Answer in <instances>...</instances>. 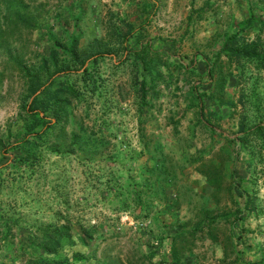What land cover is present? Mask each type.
Masks as SVG:
<instances>
[{"label": "rangeland", "instance_id": "obj_1", "mask_svg": "<svg viewBox=\"0 0 264 264\" xmlns=\"http://www.w3.org/2000/svg\"><path fill=\"white\" fill-rule=\"evenodd\" d=\"M224 1L0 0V264H260L264 71L231 65L209 125L189 100Z\"/></svg>", "mask_w": 264, "mask_h": 264}, {"label": "trees", "instance_id": "obj_2", "mask_svg": "<svg viewBox=\"0 0 264 264\" xmlns=\"http://www.w3.org/2000/svg\"><path fill=\"white\" fill-rule=\"evenodd\" d=\"M262 2V0H260ZM211 0H205L204 3L196 8L191 9L189 15L186 17V20L189 22L191 21V13L194 12L198 16L202 12L206 11V9L211 8ZM262 14L254 15L253 12L250 10L248 16L244 20L239 21H232L230 23L227 22L228 29L222 32V40L220 42L219 49L214 53L213 58L210 60L209 57L206 56L205 52H197L198 55L202 58V60L205 62V73L200 70V72H197V75H203L204 79H206V83L203 86H206L205 89L199 90V84L192 86V90H190V101H193L194 105L198 109L199 114H203L206 117V121L204 118H198V121L203 122L205 121V124H208L207 118H210L212 116L215 117L216 113L219 111L221 113L222 110L228 107H234L232 104V101L230 99H224L221 95L223 93V88L225 86L226 80L228 76L231 74V65L234 67H237L239 70L242 71V78H243V68L244 64L246 63H255L256 70H262L264 71V42L261 40V37L259 34L264 31V11L261 10ZM21 20L23 22H27V19L24 17H21ZM256 24V26H255ZM256 27V29H254ZM250 34L252 36H250ZM73 44L70 43L69 48H72ZM139 48L137 51L141 54L145 53L147 51V48H145L144 45H142L139 42ZM149 51V48H148ZM197 57V55H195ZM194 61V60H192ZM84 62V59L81 61V64ZM46 64V58H43L41 60V65L45 66ZM62 69V68H61ZM86 70H84L85 72ZM201 83V82H200ZM39 78L38 76H32L30 75V80L28 82V88L30 91H34L39 88ZM214 105L212 106L211 103H207V100H212ZM33 109L31 106H29V109L27 113L32 114L31 112ZM220 113V114H221ZM37 115V117H36ZM202 115V117H203ZM34 120H39L40 123H43L45 125V128L49 127L51 124L41 120L38 114H33ZM199 116V115H198ZM217 116L220 115H216ZM209 125V124H208ZM44 129H40V132H36V136H39L40 134L44 133ZM34 130H28L27 132H32ZM27 145L30 144L29 141H25ZM71 143L73 140L70 141ZM29 155H26L25 157H18L19 161H24L25 158H28ZM209 172V170H207ZM199 174L203 176L206 182L209 184H213V182H216L217 180L214 179L211 175L216 174V171L213 170L211 172H205L203 170H197ZM61 234L60 229L56 230L55 237L52 238L51 244L52 246H56L59 235ZM54 248V247H51ZM43 250L50 249L47 247H42ZM232 252H235L232 250ZM40 259H42V256H40ZM264 261V259L262 258ZM262 260H260L258 263H263ZM46 264H65L64 262H58L53 263L52 261L47 262ZM248 264V263H247Z\"/></svg>", "mask_w": 264, "mask_h": 264}, {"label": "crops", "instance_id": "obj_3", "mask_svg": "<svg viewBox=\"0 0 264 264\" xmlns=\"http://www.w3.org/2000/svg\"><path fill=\"white\" fill-rule=\"evenodd\" d=\"M145 1L147 2V0ZM204 1L205 0H201V3L195 6L194 0H184V2L182 1L178 5L174 2V0H159V1L157 0V2L153 0L154 5H152L151 2H149V4L147 2L148 6H145V7L146 9H148V11L149 10L153 11L159 8H171V7L174 8L175 6H178L177 7L179 9L178 12L187 15L191 9L193 10V9L200 7L204 3ZM225 1L223 2V5L227 4V8L223 11H224V14L226 13V16L229 18L230 23L233 20L234 21L244 20L248 16L250 10L253 12L254 15H258L260 13L262 14L261 10L264 11V0H262V2L260 0H225ZM237 3H239L240 6L237 5ZM210 9H206V10H210ZM233 9L238 10V13L242 14V18L236 19L234 16L235 12L233 13ZM254 29H256V27ZM250 36L252 35L250 34ZM259 36L261 37V40L264 41V31H262L259 34ZM197 52H200V51H197ZM195 59H196V68H198L197 62H199L201 59L200 55H197V58H194V60ZM244 71H245V67L243 68V73ZM259 71H262V70H259ZM197 78H198V81H201L202 79H204V76L199 74L197 75Z\"/></svg>", "mask_w": 264, "mask_h": 264}]
</instances>
